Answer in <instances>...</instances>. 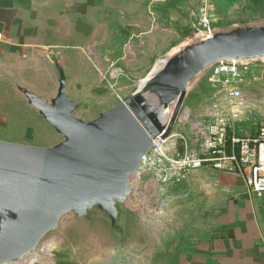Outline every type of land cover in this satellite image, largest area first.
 <instances>
[{"label":"rangeland","instance_id":"rangeland-1","mask_svg":"<svg viewBox=\"0 0 264 264\" xmlns=\"http://www.w3.org/2000/svg\"><path fill=\"white\" fill-rule=\"evenodd\" d=\"M78 9H83V13H76L74 20L65 24L69 29L63 30L61 26L59 37L55 38L58 44L47 48L56 59L54 63L42 61V77L14 78L10 76L14 71L4 72L6 75L0 77V137L39 146H50L62 139L18 89L20 82H25L49 97L58 84L54 64L66 76V88L78 104L76 115L90 120L100 111L129 98L139 87L145 89L163 78L167 58L208 38L206 28L200 23L204 16L209 21L211 36L239 29L264 28V0H90V4ZM236 60L246 62L250 73L243 87L240 120L234 127L245 128L249 133L264 122V56ZM210 66L201 68L187 83L186 95L169 133L167 147L170 153L181 151V136L191 142L194 124L208 122L204 113L208 108L210 89L203 72ZM178 97L179 94L171 96L167 105L161 107L167 110L165 127ZM154 179L147 168L130 177L132 192L126 202L136 203L134 208H138L140 214L153 212V204H162L168 196L164 189L172 186L158 185ZM123 204L118 205L123 208ZM262 204L264 212V196ZM207 212L205 208L204 214ZM103 215L96 206L85 217L65 214L58 228L47 232L35 251L8 264L111 261L110 255L104 252L108 246H121L128 251L135 239L129 232L130 227L115 222L109 225ZM144 229L145 233L147 229ZM119 260L125 261L122 256L112 259Z\"/></svg>","mask_w":264,"mask_h":264},{"label":"water","instance_id":"water-1","mask_svg":"<svg viewBox=\"0 0 264 264\" xmlns=\"http://www.w3.org/2000/svg\"><path fill=\"white\" fill-rule=\"evenodd\" d=\"M239 29L201 40L167 58L166 74L136 90L96 117L85 120L58 68L55 95L18 86L27 103L62 139L39 146L0 138V264L17 262L35 251L42 237L57 229L67 213L82 217L94 206L113 224L118 204L132 192L130 177L151 149L153 137L170 133L186 95L187 83L203 67L219 60L264 56V28ZM159 88V92L154 89ZM179 94L164 128L152 103L164 106Z\"/></svg>","mask_w":264,"mask_h":264},{"label":"crops","instance_id":"crops-1","mask_svg":"<svg viewBox=\"0 0 264 264\" xmlns=\"http://www.w3.org/2000/svg\"><path fill=\"white\" fill-rule=\"evenodd\" d=\"M85 4L90 0H0V77L8 71H14L10 74L14 78L42 77V61L56 59L47 48L58 44L60 27L69 29L65 24L83 13L78 8ZM20 86L47 101L56 93L46 97L36 86L25 82ZM192 171L185 183L168 184L172 185L164 189L168 196L162 204H153V212L140 214L130 201L123 208L118 205L115 223L130 227L135 240L128 251L108 246L104 252L111 261L106 264H264V194L251 192L240 173L209 166ZM118 256L125 261H112Z\"/></svg>","mask_w":264,"mask_h":264},{"label":"built area","instance_id":"built-area-1","mask_svg":"<svg viewBox=\"0 0 264 264\" xmlns=\"http://www.w3.org/2000/svg\"><path fill=\"white\" fill-rule=\"evenodd\" d=\"M200 23L208 32L206 37H210L206 16ZM249 73L246 62L219 60L212 63L203 72L210 89L204 113L208 122L193 125L191 142L181 136V151L170 153L167 144L171 134L162 137L161 132L153 137V145L135 174L147 168L153 173L154 182L168 185L184 180L192 170L209 166L242 174L251 192L264 194V122L249 133L242 132L239 126L234 127L240 120L243 87Z\"/></svg>","mask_w":264,"mask_h":264},{"label":"bare ground","instance_id":"bare-ground-1","mask_svg":"<svg viewBox=\"0 0 264 264\" xmlns=\"http://www.w3.org/2000/svg\"><path fill=\"white\" fill-rule=\"evenodd\" d=\"M210 37H212V36H210ZM231 60H236L235 58H232ZM166 64V63H165ZM165 74H166V68H165V65H164V69H163V75L165 76ZM163 76V77H164ZM157 91L159 90V88H157L156 89ZM159 92V91H158ZM154 103H152V105H153V107H154V110H155V112H156V116H157V118H158V120L162 123V125L164 126V128H166L168 125H169V123H170V121H171V118H172V114H173V110H174V108H173V110H172V113H171V117H170V119H169V121H168V123H167V126L165 127V124H166V122H167V120H166V122H164L165 121V119H164V115H165V113H166V109H161V107H162V105L160 106L159 105V100L157 99V97L155 96V99H154V101H153ZM167 105V104H166ZM168 119V118H167ZM134 189L136 190L137 189V187H134Z\"/></svg>","mask_w":264,"mask_h":264},{"label":"trees","instance_id":"trees-1","mask_svg":"<svg viewBox=\"0 0 264 264\" xmlns=\"http://www.w3.org/2000/svg\"><path fill=\"white\" fill-rule=\"evenodd\" d=\"M184 29L186 28V26L184 27V26H182ZM188 28V27H187Z\"/></svg>","mask_w":264,"mask_h":264}]
</instances>
